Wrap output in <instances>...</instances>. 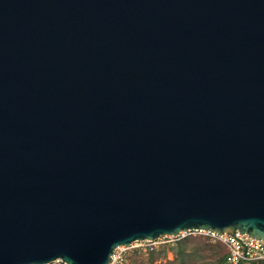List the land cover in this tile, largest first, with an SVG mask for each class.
<instances>
[{"label": "water", "instance_id": "1", "mask_svg": "<svg viewBox=\"0 0 264 264\" xmlns=\"http://www.w3.org/2000/svg\"><path fill=\"white\" fill-rule=\"evenodd\" d=\"M187 228L264 239V0H0V264Z\"/></svg>", "mask_w": 264, "mask_h": 264}, {"label": "rangeland", "instance_id": "2", "mask_svg": "<svg viewBox=\"0 0 264 264\" xmlns=\"http://www.w3.org/2000/svg\"><path fill=\"white\" fill-rule=\"evenodd\" d=\"M197 238L196 236L186 238L181 242L180 246L183 247V254L180 257L181 264H225L217 259L223 250L222 245L218 244L219 250L215 248L204 251L193 250L198 242ZM175 240H170L169 237L163 235L154 237L148 243L151 249H146L143 241H132L127 245H122L121 260L115 264H134L131 262L133 258H137L136 264H177L178 257L175 253L180 246L175 243ZM46 264H54V262L50 261Z\"/></svg>", "mask_w": 264, "mask_h": 264}, {"label": "built area", "instance_id": "3", "mask_svg": "<svg viewBox=\"0 0 264 264\" xmlns=\"http://www.w3.org/2000/svg\"><path fill=\"white\" fill-rule=\"evenodd\" d=\"M186 235L202 236L220 243L223 247V262L225 264H251L252 262L264 264V239L262 238H254L236 229H233L231 232H217L202 228H187L178 231L176 234L163 236L174 240ZM138 241H143L147 248L151 247L148 244L150 240L141 239ZM121 248L122 245L112 248L106 264H115L121 260ZM51 262H54V264H65L58 259L52 260Z\"/></svg>", "mask_w": 264, "mask_h": 264}, {"label": "trees", "instance_id": "4", "mask_svg": "<svg viewBox=\"0 0 264 264\" xmlns=\"http://www.w3.org/2000/svg\"><path fill=\"white\" fill-rule=\"evenodd\" d=\"M198 237L197 238V244L193 247V250H198V251H204V250H212V249H218L219 250V245H221L220 243L218 242H210L207 238L205 237H202V236H197V235H193V236H183V237H180L178 239L175 240V243L180 246L181 242H183V240H185L186 238H191V237ZM201 237V238H200ZM219 244V245H218ZM152 247L150 248H147L146 249H151ZM183 254V247H179L177 252L175 253V256L178 257V261H177V264H181V255ZM217 259L220 261V262H223V250L222 252H220V254L217 256ZM150 261H148L149 263L151 262V259L149 258ZM132 263L136 264L137 263V258H133L131 260ZM237 264H242V263H237ZM251 264H259V263H255V262H252Z\"/></svg>", "mask_w": 264, "mask_h": 264}]
</instances>
